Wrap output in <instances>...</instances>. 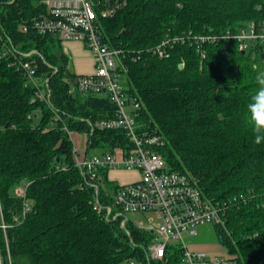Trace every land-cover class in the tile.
<instances>
[{
	"label": "trees",
	"instance_id": "16d2710c",
	"mask_svg": "<svg viewBox=\"0 0 264 264\" xmlns=\"http://www.w3.org/2000/svg\"><path fill=\"white\" fill-rule=\"evenodd\" d=\"M36 2L16 0L3 10V25L16 49L37 51L35 76L47 80L50 94L47 101L35 98L21 70L0 58V222L7 224L9 250L8 258L0 228V263L177 262V249L167 262L147 258L149 231L131 222L122 227L121 217L106 219L103 210L93 208L96 196L101 204L110 203L117 184L106 168L97 169L92 180L82 177L63 126L88 131L89 152L128 146V140L123 130L90 133L87 120L113 117L115 106L105 95L68 92L75 73L57 36L17 30L20 17L33 12ZM263 2L126 0L112 16L98 18L103 42L135 55L125 58L124 86L140 102L137 123L150 130L156 123L163 139L157 150L166 165L194 175L202 193L225 206L224 226L213 228L238 264H264V143H253L245 119L259 87L251 55L262 48L242 52L218 41L202 45V56L194 45L178 42L161 58L146 49L187 30L220 34L235 29L261 18ZM21 185L23 195H17L14 189Z\"/></svg>",
	"mask_w": 264,
	"mask_h": 264
},
{
	"label": "built area",
	"instance_id": "2783aa9c",
	"mask_svg": "<svg viewBox=\"0 0 264 264\" xmlns=\"http://www.w3.org/2000/svg\"><path fill=\"white\" fill-rule=\"evenodd\" d=\"M16 0H0V58L9 60L17 66L31 85L35 98L47 101L50 94L45 80L40 82L35 76L37 54L35 49L18 51L4 28V8ZM126 3V0H37L35 10L20 17L17 30L21 33L52 34L60 41L77 40L91 53L93 71L89 74L74 75L68 92L88 91L105 95L115 106L113 117L88 121L90 133L94 128L123 130L128 146L117 145L101 154L87 151L88 131H74L63 126L72 143L73 162L82 177L92 180L99 168L137 170L138 178L116 183L111 193V202L100 203L96 196L93 208L103 210L106 219L121 217L120 225L131 222L138 229L151 233L146 244V256L151 260L167 262L169 255L178 250L177 262L182 264H238L233 255L208 256L204 252L188 247L183 235H195L197 227L204 224L224 226L225 206L204 195L198 185V179L189 172L170 169L157 148L163 139L156 129H146L137 123L136 115L140 102L126 93L121 75L126 74L125 58L132 52L112 47L103 42L98 21L99 16L110 17ZM264 10V2L258 5ZM218 41L231 42L238 51H250L264 46V13L257 20L238 25L235 29H226L215 34L210 31L194 33L187 30L181 34L162 38L157 44L147 48V52L161 58L167 56L175 43L194 45L204 56L202 45ZM223 47V52H228ZM180 66L183 65L181 61ZM33 101V99L31 100ZM127 107L129 110H127ZM58 119L55 113L53 120ZM82 137L84 142L82 143ZM65 168V167H62ZM95 194L99 187L93 183ZM17 195H23V186L14 189ZM110 195V193H106ZM28 208L25 207V212ZM128 212L150 214L145 224L142 220L132 222L126 216ZM156 218V220H154ZM16 219V217H14ZM7 224L2 220L0 228L5 235ZM7 256L8 242L5 236ZM1 260V255H0ZM173 263V264H175ZM1 264V263H0ZM129 264H135L130 260Z\"/></svg>",
	"mask_w": 264,
	"mask_h": 264
},
{
	"label": "rangeland",
	"instance_id": "374dc122",
	"mask_svg": "<svg viewBox=\"0 0 264 264\" xmlns=\"http://www.w3.org/2000/svg\"><path fill=\"white\" fill-rule=\"evenodd\" d=\"M264 54V46L262 48V52L254 53L251 56H253V62L254 65H256V72L264 70V57H261V54ZM83 58L88 62V66L90 65V61H88V54L87 52L81 54ZM71 65V64H70ZM72 66V65H71ZM121 80L123 84L125 83V75H121ZM74 91V90H73ZM143 107V105H142ZM127 110L129 108L127 107ZM36 121L39 120V116L35 118ZM151 129L158 130V126L155 124L152 125ZM78 131V130H74ZM84 142V137H82V143ZM103 150L101 148H95L93 150H90V153L93 154H101ZM111 176L119 178V181H129L134 178V175L132 173H124V172H114L111 173ZM150 214H139V213H133L128 212L126 216L131 220L132 222L142 220L145 224L148 222L147 217ZM156 220V218H154ZM4 239L6 234L4 235ZM184 241L187 243L188 247L194 250H198L201 252H204L208 256L213 255H226L227 249L226 247L218 242L215 236L214 228L212 224H204L197 227V232L195 235H183ZM7 238V237H6ZM6 249V245H5ZM7 253V250H6ZM8 257V256H7ZM120 264H129L128 261H124ZM173 264V263H172ZM175 264H182L181 262L175 263Z\"/></svg>",
	"mask_w": 264,
	"mask_h": 264
},
{
	"label": "clouds",
	"instance_id": "9594fccd",
	"mask_svg": "<svg viewBox=\"0 0 264 264\" xmlns=\"http://www.w3.org/2000/svg\"><path fill=\"white\" fill-rule=\"evenodd\" d=\"M253 65V68H256ZM255 81L259 86L246 106L247 115L245 117L251 125L253 133V143L261 145L264 143V70L258 71Z\"/></svg>",
	"mask_w": 264,
	"mask_h": 264
},
{
	"label": "crops",
	"instance_id": "0c3cea01",
	"mask_svg": "<svg viewBox=\"0 0 264 264\" xmlns=\"http://www.w3.org/2000/svg\"><path fill=\"white\" fill-rule=\"evenodd\" d=\"M63 50L68 54L70 59V67L71 70L76 74H89L93 71V59L91 53L84 47L82 42L77 40H64L61 42ZM87 52L88 54V61H90V65L88 66V62L85 58L82 57L81 54ZM114 172H124V173H132L134 178L129 180L133 181L138 178V171L137 170H124V169H110L107 172L108 179L116 182V183H125L129 181H119V178L111 176V173Z\"/></svg>",
	"mask_w": 264,
	"mask_h": 264
},
{
	"label": "water",
	"instance_id": "95a60500",
	"mask_svg": "<svg viewBox=\"0 0 264 264\" xmlns=\"http://www.w3.org/2000/svg\"><path fill=\"white\" fill-rule=\"evenodd\" d=\"M261 57H264V54H261ZM179 67H180V65H179Z\"/></svg>",
	"mask_w": 264,
	"mask_h": 264
},
{
	"label": "bare ground",
	"instance_id": "6f19581e",
	"mask_svg": "<svg viewBox=\"0 0 264 264\" xmlns=\"http://www.w3.org/2000/svg\"><path fill=\"white\" fill-rule=\"evenodd\" d=\"M127 142V141H126ZM101 195V194H100ZM19 216H21V215H19ZM19 218V217H18ZM104 218V217H103Z\"/></svg>",
	"mask_w": 264,
	"mask_h": 264
}]
</instances>
